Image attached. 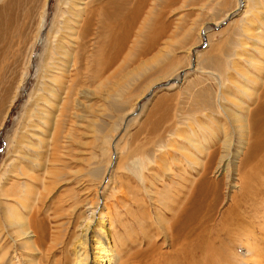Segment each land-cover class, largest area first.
<instances>
[{
    "label": "rangeland",
    "instance_id": "374dc122",
    "mask_svg": "<svg viewBox=\"0 0 264 264\" xmlns=\"http://www.w3.org/2000/svg\"><path fill=\"white\" fill-rule=\"evenodd\" d=\"M263 100L264 0H0V264H172L166 190L264 264Z\"/></svg>",
    "mask_w": 264,
    "mask_h": 264
},
{
    "label": "bare ground",
    "instance_id": "6f19581e",
    "mask_svg": "<svg viewBox=\"0 0 264 264\" xmlns=\"http://www.w3.org/2000/svg\"><path fill=\"white\" fill-rule=\"evenodd\" d=\"M168 83H169V81L164 83V84H168ZM258 112L259 113L264 112V100L259 104L257 110H255L254 113L257 114ZM257 115H255V116H257ZM256 118L258 119V122L255 120ZM256 118H254L253 126H251L252 127L251 133L253 132V135L255 134V141L253 143L252 153L254 151H256L257 149H260V148L264 149V116L261 115V116H257ZM181 189H182V187H181ZM192 192H191V195H194V194H192ZM183 193L184 192L180 191V194H177V195L173 194V195H175L174 199H170L171 197L169 198V196H170L169 190H166L164 192V194H162V195H164V197H163L164 202L167 201V199H169L170 203L168 202V204H170V205H168L167 203L163 204V206H164L163 213L165 214L166 218H165V216H162L163 218H161L159 220L163 224V226L165 227V232L167 234H169L168 240L170 242V245L180 250L177 254V256H178L177 259L174 260V262L172 264H214L213 263L214 259L211 260L212 256L213 255H219V251L221 249L224 250L225 247L227 246V243H226V241L222 235L215 236L218 244L214 240L210 241L209 243L206 241L208 239L207 236H211L213 233L214 234L221 233V230L217 231V229H216L218 223L216 224L214 220H211V221H209V222H211L210 224L204 225L203 227H200L199 228L200 231H198L197 230L198 227L202 225V222H201L200 217H199L200 216V210H201V205L199 204L200 199H199V197H197V195H199V193H197V195L195 194L196 198H194L195 200H193V201H188V200L186 201ZM185 193H187V192H185ZM188 196H189V194H188ZM189 200H190V196H189ZM95 210H97V209H95ZM96 215L97 216L95 219L94 218L91 219V218H89L90 216H88L84 221L82 220L83 221L82 225L79 226L80 230L85 231V234H82V236L84 235V243H87V240L92 239L91 238L92 236H87L88 235L87 233L90 230H91L90 233H92L93 226L99 220L101 222L104 221L103 223L106 222V229H113V227H114L113 226V219L109 215L102 214L105 217L104 220L101 219V216H100L101 214L97 213ZM98 218H100V219L96 220ZM227 218L228 217H226V219ZM229 219H231V218H229ZM21 222H22V220L19 219L18 224H17L18 228L21 226V224H20ZM24 223L22 224L23 231H24L23 234L28 235L30 233L27 232V230H26L27 226L25 225L26 223L25 224ZM174 227H176V231L173 230ZM185 229H189L188 234L184 233ZM228 230H229L230 235L233 237V235H232L233 233H231V230L229 228H228ZM19 231H20V229L16 233L17 236L21 235V232H19ZM30 235L33 236V234H30ZM30 235L25 239H29L31 237ZM94 242L96 245L101 244V242L97 241V240H95ZM109 243H110V239L107 240L106 244H104V245L101 244L102 248L100 250H101L102 255H100L98 257V260L101 263L103 262L102 264H115V263H112L110 261L118 260V258H119L118 254L116 253V250H113L114 245H112V244L109 245ZM228 243H230V242L228 241ZM106 249L111 250L110 253L104 252V251H107ZM79 254L80 255L84 254V256H83V258L81 257L82 259H79L78 261H76L75 264H90L89 261L86 262L87 253L80 252ZM153 258H155V257H153ZM181 258H182V260H180ZM216 261H217V259H216ZM12 262L13 261H11V263ZM12 264H15V263L13 262ZM158 264H160V262Z\"/></svg>",
    "mask_w": 264,
    "mask_h": 264
}]
</instances>
